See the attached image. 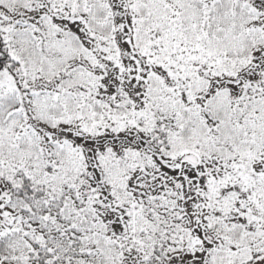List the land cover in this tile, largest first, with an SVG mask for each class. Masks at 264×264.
<instances>
[{
    "label": "snow or ice",
    "instance_id": "1",
    "mask_svg": "<svg viewBox=\"0 0 264 264\" xmlns=\"http://www.w3.org/2000/svg\"><path fill=\"white\" fill-rule=\"evenodd\" d=\"M0 264H264V0H0Z\"/></svg>",
    "mask_w": 264,
    "mask_h": 264
}]
</instances>
